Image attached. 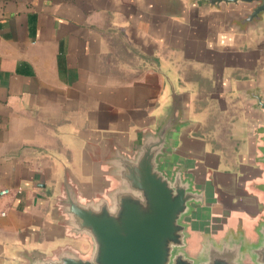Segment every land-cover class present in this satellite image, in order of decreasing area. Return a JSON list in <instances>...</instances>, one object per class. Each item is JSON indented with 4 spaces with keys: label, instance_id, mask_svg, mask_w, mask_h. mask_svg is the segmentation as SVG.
I'll return each mask as SVG.
<instances>
[{
    "label": "crops",
    "instance_id": "obj_1",
    "mask_svg": "<svg viewBox=\"0 0 264 264\" xmlns=\"http://www.w3.org/2000/svg\"><path fill=\"white\" fill-rule=\"evenodd\" d=\"M248 14L207 0H0V264L89 259L67 187L106 198L116 154L134 157L167 122L161 167L204 194L185 218L190 254L259 242L264 15Z\"/></svg>",
    "mask_w": 264,
    "mask_h": 264
},
{
    "label": "water",
    "instance_id": "obj_2",
    "mask_svg": "<svg viewBox=\"0 0 264 264\" xmlns=\"http://www.w3.org/2000/svg\"><path fill=\"white\" fill-rule=\"evenodd\" d=\"M213 5L235 4L249 9V21L264 15V0H207ZM262 102V101H260ZM261 108L264 110V101ZM171 123L149 135L134 157L117 153L111 161L120 185L106 198L81 203L71 187L64 200L69 223L78 235L93 242L89 259L64 253L58 260L31 264H264V222L259 242L248 245L242 237L208 243L207 251L192 256L187 249L185 218L204 194L181 172L168 175L161 167ZM260 148L264 165V125Z\"/></svg>",
    "mask_w": 264,
    "mask_h": 264
},
{
    "label": "built area",
    "instance_id": "obj_3",
    "mask_svg": "<svg viewBox=\"0 0 264 264\" xmlns=\"http://www.w3.org/2000/svg\"><path fill=\"white\" fill-rule=\"evenodd\" d=\"M10 194L9 189H1L0 190V200ZM4 214V213H3Z\"/></svg>",
    "mask_w": 264,
    "mask_h": 264
}]
</instances>
